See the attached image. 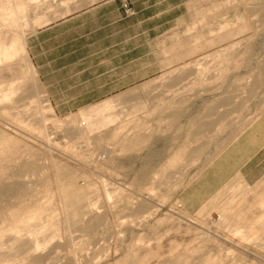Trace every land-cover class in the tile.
Segmentation results:
<instances>
[{"label": "rangeland", "instance_id": "374dc122", "mask_svg": "<svg viewBox=\"0 0 264 264\" xmlns=\"http://www.w3.org/2000/svg\"><path fill=\"white\" fill-rule=\"evenodd\" d=\"M199 2L147 100L60 117L23 48L41 5L0 0V264H264V191L195 180L264 108V0Z\"/></svg>", "mask_w": 264, "mask_h": 264}, {"label": "crops", "instance_id": "0c3cea01", "mask_svg": "<svg viewBox=\"0 0 264 264\" xmlns=\"http://www.w3.org/2000/svg\"><path fill=\"white\" fill-rule=\"evenodd\" d=\"M36 1L41 5L38 12L23 19L28 27L37 25L22 38L23 48L60 117L76 116L104 102L116 108L118 97L130 103L129 111L134 101L147 100L140 91L164 82L154 81L165 73L168 48L178 52L181 43L171 39L190 30L198 20L197 14L192 19V10L202 4V0ZM51 11L57 16L48 17ZM211 166L210 177L201 174L195 179L210 183L205 194L228 181L258 188L259 194L264 191V108ZM195 192L199 198L202 191ZM187 194L178 193L190 201L193 191Z\"/></svg>", "mask_w": 264, "mask_h": 264}, {"label": "built area", "instance_id": "2783aa9c", "mask_svg": "<svg viewBox=\"0 0 264 264\" xmlns=\"http://www.w3.org/2000/svg\"><path fill=\"white\" fill-rule=\"evenodd\" d=\"M123 6H124L126 9H128V8H127V5H126L125 3L123 4Z\"/></svg>", "mask_w": 264, "mask_h": 264}]
</instances>
